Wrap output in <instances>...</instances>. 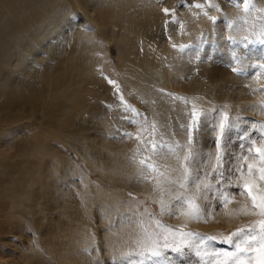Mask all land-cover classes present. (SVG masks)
<instances>
[{
    "label": "bare ground",
    "instance_id": "6f19581e",
    "mask_svg": "<svg viewBox=\"0 0 264 264\" xmlns=\"http://www.w3.org/2000/svg\"><path fill=\"white\" fill-rule=\"evenodd\" d=\"M252 1L248 8L244 0H0V264L137 260L149 242L119 185L156 198L171 221L205 231L257 214L242 196L223 212L176 199L206 200L214 188L207 180L192 188L200 179L184 164L212 154V103L204 95L264 116L263 81L227 67L247 69L259 53L232 50L228 41L264 35V0ZM69 14L93 28H79L66 50L50 44L31 56ZM233 52L240 57L232 62ZM30 58L41 64L38 73L22 72ZM130 104L143 127L125 119L137 116ZM242 120L230 116L233 126ZM123 130L139 139L108 137ZM63 146L91 166L94 179ZM146 157L155 170L140 163ZM253 175L245 170L240 179L264 189ZM209 250L229 253L215 242Z\"/></svg>",
    "mask_w": 264,
    "mask_h": 264
},
{
    "label": "rangeland",
    "instance_id": "374dc122",
    "mask_svg": "<svg viewBox=\"0 0 264 264\" xmlns=\"http://www.w3.org/2000/svg\"><path fill=\"white\" fill-rule=\"evenodd\" d=\"M244 1L246 7L250 8L252 5L254 6L252 0ZM211 5L213 7V4ZM66 15V12H62L59 15V19ZM175 21L176 23H179V19L176 18ZM79 28L92 29L93 27L86 24L80 15L69 14L64 18V20L60 21L58 30L46 36V38L41 42V47L35 48L32 51L31 56L34 55L33 57H37L38 55L40 57L42 55V49L49 47L50 44L54 45V51L57 53L61 52L62 50H66L71 41L69 39H71L73 36L75 37V32H77ZM228 41L230 42L229 45L232 50L237 49V47H242L244 52H250L255 49L259 51L255 59V61H258L255 62L251 60V63L249 64L250 66L247 69L241 68L239 65H232V63H228L227 67L229 66L228 68L231 70L236 69V73H239L242 76L253 77L254 79L257 77L260 78L263 81V83L261 82L260 84V87L263 88V91L260 93L264 95L263 33L261 36L254 38H251L249 35H244L241 39H236L231 35H228ZM25 47L31 49L32 46H30V44H26ZM230 57L231 61H237L240 56L233 52L230 54ZM51 63V60L47 62L48 66ZM40 67V63H37V61L35 62L34 58H30L22 72L26 73L32 71V74H35L40 71ZM105 72L104 75H106L108 78V75L107 73L105 74ZM181 94L182 96L186 95L184 93ZM204 98L207 102L212 103V108H210L208 111L210 115L208 129L212 132V136L210 137L212 154L197 160L198 162L194 159L186 157L184 164L191 168V173H195V178L200 179V181L194 183L197 184V186L192 188L197 191V189L201 187L200 185H202V183H206L205 181L207 180L208 183L210 182V185L215 188V190H213L214 188L210 190V195L206 200L192 201L186 200V198H188L187 196H185V198L183 196H178L176 198L177 202L180 204L189 202L190 205L193 204V206H201L200 208L205 212H219L222 211V208L226 206V203L232 199L233 196H242L244 197L246 203L257 211V214L246 220L240 219L238 223L230 227L223 225L219 228L216 227L214 230L205 231L192 224L171 221L170 216L164 212V210H162V207L156 198L142 191L133 190L127 185H119L118 188L120 191L118 192V195L120 199L123 200L124 205L128 206V210L130 209L131 213L134 215L132 218L130 217V219H134V222L136 220V223L141 225V228L144 229L145 235L149 242V244L141 246L140 251H138L136 254L137 260L131 259L128 261V264H211V261L213 260L216 262L215 258H218L217 261H219L216 262V264H238L237 255L239 256V260L243 261V264H251L252 262V264H264V244L252 243L249 245V247L247 244L243 245L240 239L241 237L243 240L244 236L248 235L249 229H255L256 239L260 240L259 222L264 220V215L260 214L259 208L253 207L252 199L247 194L245 189L247 182H243L240 179L242 172H245L246 170L248 173L247 165L251 164L254 165L252 173L254 174L253 176H255L257 180H260L264 183V180L260 179V173L256 170L260 167H264V164L261 163L259 157L254 152L250 155L247 151V149L252 146L253 143L256 147L264 148V116L257 115L256 113L243 112L240 109H234L225 103H217L210 100V98L205 95ZM129 108L131 111L133 110L132 112H134V114L137 111V116L132 118V116L126 115L127 118L125 119L130 121L131 124L141 125V127H143V115L140 114L138 110L133 107V105L130 104ZM192 109L194 110V113L198 115V110L194 107H192ZM234 113L243 119L240 125L233 126V124L230 122V116ZM132 134L136 137H139L137 132L131 133V131L126 130L121 131V134L118 135L108 134V137L110 139L119 140L122 136L130 137ZM133 135L132 137H134ZM146 142L147 140L144 141V144ZM155 144L157 145V143ZM59 145L62 146V144ZM64 149L67 150L68 154L76 160L81 170H83L84 173L88 172L87 174H89L90 177L93 175L92 178L94 179L95 175L90 173L91 166L84 162L82 158L78 157L67 147H64ZM241 157H247V162L242 160ZM76 175H80L78 177L76 176V179L80 180L81 174ZM189 178L190 177H187L185 179L191 182L192 180ZM255 190L257 189H253L254 194H256ZM200 217L203 223L208 221L207 218H212L208 216L206 217L204 212H202ZM162 225L172 228L175 232H180L182 235H174L171 232L165 230ZM240 230H244L243 235L239 237L234 235L240 232ZM97 232H99V230H97ZM186 235L192 236V238L190 237L191 239L188 238L191 240L190 242H187V240L183 238L187 237ZM237 238H239L240 241L238 239L237 242ZM229 239H231L232 243L228 242ZM212 242L217 243L219 250H227L230 254L224 253L223 251V254H221L222 252L209 250L211 249ZM236 242L237 244H241V247L246 248L247 251L237 254V249L235 247ZM176 249H180V251L177 252ZM153 252H158L159 255H153ZM251 259L252 261H250ZM102 263L120 264L117 258H104Z\"/></svg>",
    "mask_w": 264,
    "mask_h": 264
},
{
    "label": "snow or ice",
    "instance_id": "6c2138e0",
    "mask_svg": "<svg viewBox=\"0 0 264 264\" xmlns=\"http://www.w3.org/2000/svg\"><path fill=\"white\" fill-rule=\"evenodd\" d=\"M165 12H168L167 9H165ZM234 71L236 69H233ZM139 139V137H138ZM157 145L155 143H151V148L152 151L155 152L157 150ZM248 153L251 155L253 152L259 157L260 161L262 164H264V148L261 147H256L255 144L253 143L252 146H250L247 149ZM150 157H146L144 160H141V164L149 169V170H155V164L150 162ZM242 160L247 162V157H241ZM248 173L251 176L253 173L254 165L248 164ZM260 173V179L264 180V167H260L256 169ZM256 188L255 185H245V189L247 191V194L251 197L252 202H253V207L259 208L260 209V214L264 215V189H257L261 194L258 196L254 194L253 189ZM259 232H260V240L256 239V230L255 229H249L248 230V235L244 236L243 240L241 241L242 244H247L251 245L252 243H260L264 244V220H261L259 222ZM244 230H240V232L234 234L237 236L243 235ZM214 239V238H213ZM229 243H232L231 239L228 241ZM237 249V254L246 252L247 249L241 247V244H236L235 245ZM177 252L180 251V249H176ZM153 255H159L158 252H153ZM237 262L238 264H243V261L239 260V256L237 255Z\"/></svg>",
    "mask_w": 264,
    "mask_h": 264
}]
</instances>
